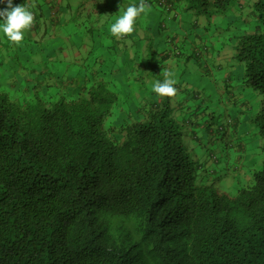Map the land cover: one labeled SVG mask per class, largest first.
<instances>
[{
	"label": "trees",
	"instance_id": "16d2710c",
	"mask_svg": "<svg viewBox=\"0 0 264 264\" xmlns=\"http://www.w3.org/2000/svg\"><path fill=\"white\" fill-rule=\"evenodd\" d=\"M236 1L183 8L210 17ZM251 1L257 20L234 35L233 58L261 95L249 122L264 140V0ZM95 54L79 84L52 80L55 90L31 99L0 83V264H264V160L234 170V194L221 189L183 142L172 96L151 90L144 106L124 109L118 64ZM148 65L162 81L160 65ZM232 131L213 163L246 154L248 136Z\"/></svg>",
	"mask_w": 264,
	"mask_h": 264
},
{
	"label": "rangeland",
	"instance_id": "374dc122",
	"mask_svg": "<svg viewBox=\"0 0 264 264\" xmlns=\"http://www.w3.org/2000/svg\"><path fill=\"white\" fill-rule=\"evenodd\" d=\"M70 1L73 4L77 3L76 11L84 9L82 8L84 0ZM17 2V5L24 3V5L27 6L26 3L29 4V2H24L22 0ZM29 9L34 13L33 24H35L38 19V10L36 6L33 5L30 6ZM230 9H232V13H229V10H227L225 13L217 16H204L209 22L218 19V23L213 27L207 25L206 29H203L206 33V35L203 36L204 42H207V46L209 45L207 51H204V55L215 56L219 51L232 46L226 43L229 37V31L227 29L229 24L232 25L231 28L236 27L244 31H249L254 24L252 21L257 20L251 0H240L239 4H237L236 1ZM158 11L163 18L166 19V11L160 8ZM90 17H83L81 21L84 22V19H89ZM81 27H83V24ZM27 31L25 32L24 40L19 44L10 42L6 37L0 35V83L3 87L13 91L20 97L25 95L28 99H31L35 88H37L40 93L46 91L42 90V86L39 87V83L43 82L42 80L47 82L48 80L46 79L53 78V81H59L60 86L68 85L71 82L79 84L82 81V77L85 75V67L73 63L74 61L70 58L69 52L66 54L67 49H69L67 45L55 49L56 46L60 47L62 44L56 40L60 37L59 34L55 39L52 37V35L56 33L51 26L47 33L43 34L42 32L40 34L42 37L41 39L29 35ZM64 41L67 43L66 39H64ZM151 44L153 45V43ZM79 51L80 55L85 57L84 47H80ZM151 51L152 54H150L149 50L146 48L145 59L147 60H145L144 64H136V67L138 68L139 66L140 70L135 69L134 65L132 67V64L129 63H120L116 65L120 70L119 72H121L119 74L120 79L118 86L120 90L118 91L120 96L124 98L122 107L128 111H133L135 107L139 108L138 106H144L149 98L153 96V94L150 93L152 90L151 85L157 80L153 79L151 69L148 67L147 63L150 57L154 60L157 58L155 48L152 47ZM202 51L203 49L198 50L196 55L192 52L193 55L184 63L183 69L180 65L173 63L164 64L163 66L155 60L156 65H160L158 69L155 67L157 71L155 69L154 71L156 73L158 72L164 79L165 73L171 70L170 72L176 80L175 87L177 88V92L175 95H177V97L173 98L174 96H172L171 105L176 119L182 125L189 128L188 133L182 137L183 142L188 146L192 155L197 157L201 155L204 157L205 164L212 165L213 152L217 151L216 153L218 156H221L223 154L221 148L225 146V143H223L225 142V136L228 134L231 135L234 125L232 115L236 109H241V112L238 114L241 118L239 124L240 130L242 132L246 130L249 132L246 133L245 136H254L249 143L252 142L253 145L259 147V152H257V150H255L256 152L253 151L257 153L255 159L256 162L258 161L257 164H260L259 166L261 167V163L264 160V140L255 133L253 127L250 126V122L244 121L245 117L254 112L252 111L254 108H256V110L259 109L260 93L247 86L241 88L235 81L236 66L238 65L242 69V65L240 66L234 58L231 60V66H228V63L225 64L221 62L220 68H218L214 62L208 61L212 71H207L203 76V69L206 65V63L204 65V62L207 61V58L201 54ZM71 56L73 55L71 54ZM150 61L153 62V60ZM144 67L147 71L144 70ZM33 70L40 71V73L33 72ZM164 70H166V72ZM227 70L230 72L231 80L225 81V83L231 85L229 87L222 86V75ZM178 73L180 74L179 77L176 76ZM11 80L15 81V83ZM128 84L130 85L126 87ZM128 95H130V97ZM183 95L186 96L187 99L184 98ZM132 97H135L134 102H132ZM219 100L220 102L217 106L220 105L222 107L221 111L224 113L220 115L216 113L217 111L214 112V105H210V103H216ZM200 101H203V103L197 108L195 105ZM130 102L132 103L130 104ZM221 102L224 103L222 104ZM178 105L181 107H178ZM203 106L208 107L205 108ZM226 106L227 109L225 108ZM201 109L204 112H200ZM131 111L129 113H131ZM213 112L216 113V116H210V113ZM205 114H207V116L204 118ZM203 118L204 121H202ZM184 131L187 132V128H184ZM199 131H203V134L198 135ZM222 131L226 133L224 136ZM194 133L196 134L195 136ZM204 140H206V142H204ZM214 140L216 141L214 142ZM207 144L209 146L208 151L204 149V145ZM200 161L202 160L200 159ZM227 168L229 171L232 167L228 166ZM215 175H221L220 178L215 179V182L221 189H224L231 195L236 192V182L230 175V172H224V168L220 166V171ZM229 183L230 188H225L224 184Z\"/></svg>",
	"mask_w": 264,
	"mask_h": 264
},
{
	"label": "crops",
	"instance_id": "0c3cea01",
	"mask_svg": "<svg viewBox=\"0 0 264 264\" xmlns=\"http://www.w3.org/2000/svg\"><path fill=\"white\" fill-rule=\"evenodd\" d=\"M17 1L20 0H13L14 5L18 4ZM22 1L29 2V4L26 3V7L29 8L33 5L36 6V9L38 10V19L36 23L33 24L27 31L29 32V35L41 39L42 37L40 34L42 32L43 34L47 33L49 27L51 26V28L56 33L52 35V37L55 39L59 34L60 37H58L56 40L62 44L60 47L56 46L55 49L62 48L67 45L69 49H67L66 54L69 52L70 58L74 61L73 63L82 67H84V64L89 61L90 54L94 50L96 53L95 55L100 57V61H103L104 57H107L110 64L115 65L120 63H129L132 64V67L134 65L135 69L140 70V67L138 66L137 68L136 64L145 63V60H147L145 59V49L147 48L148 44L153 43V45H151L153 48H155L157 58L155 60L157 63L162 64L163 66L164 64L173 63L180 65L183 69L184 63L190 56L193 55L192 52H194L196 55L198 50L203 49L201 54L204 55V51H207L209 45L207 46V42H204L203 36L206 35V33L203 31V29H206L207 25L213 27L216 23H218V19H215L213 22H209L208 19H206L203 15H195L192 12L185 11L183 8V0H173L174 7L172 10L168 12L166 11V19H164L161 13L158 11V7L146 2L148 7L144 13H141L140 16L137 17L136 23L134 25L135 31L123 37H114L110 32L111 24L115 22L116 18H118V16L123 13L129 4H138L139 0H84L82 6L84 9L79 11H76L77 3L73 4L70 0ZM238 1L239 2H237V4L240 3V0ZM4 7H6V2L0 3V8ZM229 13H232V9H229ZM213 15L217 16L219 13H214L211 16ZM87 16L92 17L89 19L86 18L84 19V22H82L81 18H85ZM82 24L83 27H81ZM231 27L232 25L229 24L227 28L229 31V37L226 43L233 46L235 42L234 35L247 31L236 27ZM64 39H66L67 43L64 41ZM80 47H84L85 57L80 55ZM231 47H224L225 49L219 51L215 56L204 55L207 58V61L204 62V65L205 63L206 65L203 69V76L207 71H212L211 65L208 61L214 62L218 68H220L221 62L225 64L228 63L227 65L231 66V60H233V47ZM71 54L73 56H71ZM148 67L150 68L149 65ZM144 70H146L145 67ZM235 70V81L242 88L244 87L242 82L243 67L241 69L237 65ZM119 71L120 70L117 68V66L113 67L112 72L118 76V80L120 79L119 74L121 73ZM164 71L166 72V70ZM33 72L40 73V71L36 70H33ZM88 72L89 71L85 69V75L82 78L88 75ZM179 75L180 74L178 73L176 76L179 77ZM52 79L53 78L46 79L48 80V84L46 81L42 80L43 82L39 83V87L42 86V90L48 89L52 91L54 87L49 85ZM222 79V86H231L225 83V81L231 80V75L228 70L223 73ZM175 97H177V95H174L173 98ZM183 97L187 99L186 96L183 95ZM219 102L220 100L216 103H210V105H214V112L217 111L216 113H219L220 115L223 112L221 111L222 107L220 105L217 106ZM202 103L203 101H200L196 103L195 106L199 108ZM221 103L223 104L224 102ZM178 107L181 106L178 105ZM203 107L207 108L208 106ZM225 108L227 109V106ZM252 111L254 112L245 117V122L249 123V118L255 114L257 110L254 108ZM200 112L204 111L201 109ZM214 112L210 113V116H214L216 114ZM240 112L241 109H236L232 115L234 119L232 130L239 131V137L242 136L243 138L246 133L249 132L247 130L244 132L240 130L239 124L241 122V118L238 116ZM206 116L207 114H205L204 118ZM204 118L202 121H204ZM186 128L188 133L189 128ZM232 133L233 131H231V135ZM202 134L203 131L198 132V135ZM195 135L196 134L194 133V136ZM253 138L254 136H248V139L243 142V151L245 150L246 154L244 156L240 155V157L237 158L239 163H235L233 155H227L221 158L218 162L212 163V165L205 164L203 169L206 170V174L209 176V178L211 179L216 176L214 174L220 171V166L224 168V172H230V175L232 177L234 176V179V170L243 174L245 172L244 166L246 169L253 166L256 159H252V161L250 160L253 157L251 155L253 149L250 148L251 144L253 143H249V141H251ZM204 142H206V140H204ZM204 149L208 151V144L204 145ZM199 157L204 161L203 156L200 155ZM228 166L232 167L229 171L227 168ZM217 177H221V175H217ZM224 186L225 188L229 189L230 183L224 184Z\"/></svg>",
	"mask_w": 264,
	"mask_h": 264
},
{
	"label": "clouds",
	"instance_id": "9594fccd",
	"mask_svg": "<svg viewBox=\"0 0 264 264\" xmlns=\"http://www.w3.org/2000/svg\"><path fill=\"white\" fill-rule=\"evenodd\" d=\"M6 7L0 8V35L6 37L10 42L19 44L25 38V32L30 29L34 23V13L24 3L14 5L13 0H0ZM148 5L146 0H139V3L129 4L121 15L116 18L110 26L111 35L114 37H123L135 31L134 25L137 17L144 13ZM167 11L173 9L172 5L166 8ZM176 80L169 71L165 73V78L157 80L151 87L159 96H174L177 92L175 87Z\"/></svg>",
	"mask_w": 264,
	"mask_h": 264
},
{
	"label": "built area",
	"instance_id": "2783aa9c",
	"mask_svg": "<svg viewBox=\"0 0 264 264\" xmlns=\"http://www.w3.org/2000/svg\"><path fill=\"white\" fill-rule=\"evenodd\" d=\"M162 5H164L166 8L169 7L168 0H158Z\"/></svg>",
	"mask_w": 264,
	"mask_h": 264
}]
</instances>
